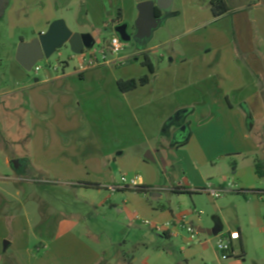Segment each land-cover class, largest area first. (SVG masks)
I'll list each match as a JSON object with an SVG mask.
<instances>
[{
	"label": "crops",
	"instance_id": "crops-1",
	"mask_svg": "<svg viewBox=\"0 0 264 264\" xmlns=\"http://www.w3.org/2000/svg\"><path fill=\"white\" fill-rule=\"evenodd\" d=\"M144 1L147 0H7L0 25H4L8 40L17 39L13 42V55L17 68L25 71L17 61L20 45L38 40L54 22L62 20L71 29L70 17L79 16L78 29L71 31L82 35L99 33V37L103 32L106 47L112 37L118 36L115 28L119 25L128 24L129 33H135L137 5ZM177 1L180 10L172 8L173 16L169 18L183 16L178 27L186 32L178 49L173 50L175 58L166 62L162 57L156 67L150 53L158 52L159 47H139L136 52L114 57L108 63L100 62L96 67H89L82 56L74 71L69 70L68 63L60 67L62 74L55 67L45 73L43 79H36L30 88V101L37 114L33 117L34 127H38L40 135L60 145L62 153L80 147L90 151L89 160L99 161L100 154L112 159L108 162V171H70L71 175L78 176L71 177L69 186L73 191H80L90 207L110 208L130 221L147 214V206L137 199L144 193L133 190L135 193L125 197L121 191L111 193L108 187L117 185L118 177L124 172L143 171L149 177L141 178L140 187L151 189L157 169L148 162L155 163L158 159L166 164L163 151L168 149L167 143L173 141L181 126L175 124L167 128L166 124L176 113L187 110L181 121L190 125L189 140L172 143L178 153H188L181 155L185 177L183 185L171 192L179 197H193L210 179L215 180L214 187L218 191H225L233 184L231 193L243 196L253 217L260 218L264 213L261 186L264 178L257 172L256 161L260 155L264 159V100L260 93L261 88L264 89V0H227L232 14L219 19L209 8L211 0H174L173 7ZM119 14L121 22L113 24ZM254 33L260 35L258 43ZM1 46L0 42V49ZM144 55L149 56L154 74L143 65ZM137 56L139 58L130 62ZM35 67L40 68L38 72L42 71L38 63ZM144 76H150L147 85L130 92L120 90V81ZM129 124L137 130L136 134L130 132L127 136ZM255 130L257 132L253 133ZM219 159L224 162L223 169L214 165ZM203 171L223 174L212 178L213 174L206 176ZM83 172L87 173L85 179L79 176ZM86 181L98 187L80 186V182ZM104 190L109 192L106 197ZM151 194L157 201L162 199L159 193L152 191ZM150 208L148 214L154 224H174L165 233L152 232L161 239L180 240L182 260H168L166 253L175 254L174 248L156 246L150 236L138 231L133 235L131 254L119 264H198L197 259L202 264L211 263L207 255L211 252L216 255L214 248L208 249L216 245L213 240L201 239L199 245H191L178 227L182 219L190 222L186 212L176 214L173 210ZM138 222L140 224L131 225L135 230L145 226ZM75 225L77 223H61L46 248L58 258L57 264H114L105 255L115 245L109 240L102 250L88 238L74 233ZM240 235L234 250L239 244L243 254L245 242L241 232ZM9 246L6 242L5 248Z\"/></svg>",
	"mask_w": 264,
	"mask_h": 264
},
{
	"label": "rangeland",
	"instance_id": "rangeland-1",
	"mask_svg": "<svg viewBox=\"0 0 264 264\" xmlns=\"http://www.w3.org/2000/svg\"><path fill=\"white\" fill-rule=\"evenodd\" d=\"M173 8L175 11L180 10L179 1ZM79 18V16L70 17V30L78 29ZM182 18L183 16L169 18L168 22L155 31L153 38L145 46L148 49L159 47L158 52L150 53L156 67H159L162 57L166 62L176 57L173 50L178 49L185 39L186 31L178 27L179 23H182ZM172 25L177 27L173 28ZM98 34L94 35L96 42L91 49L85 50V55L89 51L99 53L104 47V33L100 32V37ZM0 36L2 44L0 49V264H57L58 258L54 253L50 254L46 248L51 244L58 226L69 222L77 223L74 233L82 238L83 236L88 238L100 249L110 240L115 246L105 256L113 260L114 264L121 263L131 254L133 235L139 233L138 231L142 235L150 236L156 246L174 248L175 254L166 253L168 260L173 262L177 259L182 260L180 240L158 238L156 232L153 233L152 229L146 226L138 228L139 230L132 228L131 225L139 223L138 221L154 222L148 214L150 207L158 210L163 208L167 211L173 210L176 214L186 212L189 223L196 228H219V237L232 231H240L245 242L243 254L240 245L236 244L232 259L223 261L216 247L208 245V249L214 248L216 251V255L213 252L207 255L210 264H264V213L262 217L254 218L243 196L228 193L214 200L207 193L200 192L202 189L193 197L187 195L179 197L171 192L173 188L183 185L185 172L182 171L181 155L188 154L178 153L176 148H172L173 141L167 143L168 149L163 151L165 165L158 159L155 163L148 162L157 169L154 174L155 181L149 190L161 194L162 199L157 201L151 194L152 191H148L146 195H139L137 199L147 206V214L135 216L133 220L127 221L125 215L115 213L110 208L103 210L90 207L86 199L79 194L80 191L70 189L69 180L78 176L71 175L70 171H108V162L112 159H106L100 154L99 161L89 160L90 151L80 147L73 152L62 153L60 145L48 136L40 135L38 127H34L33 117L37 114L29 97L30 88L35 84L36 79H43L45 73L52 72L55 67L59 68V73L62 74L60 67L66 63L70 65L69 70L74 71L79 67V56L85 55H75L67 44L49 59L45 58L38 62L41 72H36L35 69L24 71L17 68L13 55L14 43L17 39L13 41L14 43L8 40L4 25H0ZM254 36L255 42L258 43L260 35ZM138 49L135 42L127 43L120 56L129 55ZM128 128L127 136L130 132L137 133L131 124ZM256 132L257 130L253 133ZM63 145L66 147L65 143ZM15 160L21 161L18 169L11 164ZM260 160L264 163L263 155H260ZM228 161H231V158ZM223 163L219 159L214 165H218L217 169H223ZM86 174L83 172L79 176L85 179ZM203 174L206 176L213 174L212 178H218L223 173L203 171ZM138 176L147 177L148 173L124 172L118 177L116 184H120L122 177L130 180ZM210 180L213 185L217 184L214 179ZM261 186L264 188V184ZM125 191H121L125 193V197L134 192ZM88 193L93 194V192ZM108 193L104 190L105 197ZM183 234L188 238L187 233ZM201 239L213 240V244H216L218 237L200 233L193 245H199ZM6 242L10 243L8 249L5 248ZM196 262L202 264L200 259Z\"/></svg>",
	"mask_w": 264,
	"mask_h": 264
},
{
	"label": "water",
	"instance_id": "water-1",
	"mask_svg": "<svg viewBox=\"0 0 264 264\" xmlns=\"http://www.w3.org/2000/svg\"><path fill=\"white\" fill-rule=\"evenodd\" d=\"M174 0H147L137 5L138 18L135 22V33H129L128 24L119 25L115 28L121 41L125 44L135 42L138 47L144 48L153 38L155 31H157L163 23L171 16H173ZM7 8V0H0V18L4 16ZM157 10L165 13L163 16H158ZM96 40L92 34L73 33L62 20L54 22L49 31L39 37L38 40L31 44L23 43L20 45L17 52V61L27 71H32L35 65L44 58L49 59L58 50L65 45L71 47V51L75 55L84 54L85 50L93 47ZM188 113L187 110L176 113L166 124L167 128L175 124H181L178 131L174 134L173 144H182L189 140L190 125L182 123V118ZM251 120V118H249ZM250 129L253 124H249ZM148 160L154 161L153 158L147 157ZM15 168L21 166L20 160L11 162ZM219 229L203 230L199 229L200 233H207L210 236H217Z\"/></svg>",
	"mask_w": 264,
	"mask_h": 264
},
{
	"label": "built area",
	"instance_id": "built-area-1",
	"mask_svg": "<svg viewBox=\"0 0 264 264\" xmlns=\"http://www.w3.org/2000/svg\"><path fill=\"white\" fill-rule=\"evenodd\" d=\"M109 51L111 52V54L114 57H118L120 56L121 53H123L122 51L125 48V44L121 41V39L118 36H114L111 38L109 45H108ZM85 52V51H84ZM99 54V57H98ZM107 52H106V47L100 49L99 53H95L92 51H89L88 54L82 56L88 63L89 67H96L100 62L101 63H108L110 60L107 58ZM82 55V54H81ZM55 69H58L57 67ZM35 70L38 72L40 71L39 67H35ZM140 180L141 177H135L133 179L128 180L125 177L121 178L120 184L117 185H112L109 186L108 189L112 192V193H116L119 191H123V190H134L135 192L137 191L138 188H140ZM234 189V185L231 184L229 185L228 189L225 191H218L215 189L214 185L209 182L207 184V186L200 190V192H205L207 193L212 199L216 200L221 198V196L223 194H228L231 193ZM178 227L183 230L185 233H187L188 235V241L191 245L195 244V242L197 241V238L199 237L200 232L198 231V229L196 227L193 226V224L187 222L186 220L182 219L180 220V222L178 223ZM143 225H145L146 227H149L150 229L156 231V232H161V233H165L167 231H170V228L174 225L172 224H168L166 226H160V225H156L151 221H144ZM218 237L217 242H216V249L218 250L219 254H220V258L223 261H228L230 259H232V257L234 256L235 250H234V243L236 241H240L241 239V235L240 232L238 231H232L224 236H216Z\"/></svg>",
	"mask_w": 264,
	"mask_h": 264
},
{
	"label": "trees",
	"instance_id": "trees-1",
	"mask_svg": "<svg viewBox=\"0 0 264 264\" xmlns=\"http://www.w3.org/2000/svg\"><path fill=\"white\" fill-rule=\"evenodd\" d=\"M209 8L212 11V14H213V16L216 19H219V18H222V17H224L226 15L232 14L227 0H211L210 3H209ZM157 13H158V16H161V13H160L159 10H157ZM120 22H121V16L119 14L118 18L113 21V24L114 23H120ZM108 45L106 46V52L108 53L107 54V58L109 60L110 59L112 60L113 59V55L109 51ZM137 58H139V57L138 56L135 57V59H133L130 62L135 61ZM143 65L146 66L149 69L151 74H154L155 70H154V67H153V65L151 63V60H150L149 56L144 55ZM149 82H150V76H144V77H142L140 79H131V80H127V81H120L118 83V85H119V88H120V90L122 92H130V91H133V90L139 88L140 86L147 85ZM260 93H261L262 99L264 100V89L263 88H261ZM256 164H257L256 168H257V172H258L259 176L261 178H264V163L260 159H257ZM80 186H83V187H86V188H96V187H98V185L94 186V184H90V183H80ZM148 191H149L148 188L140 187V188L137 189L136 192L146 194ZM236 193L242 194V192H240V191H236ZM189 194L192 195V193H189Z\"/></svg>",
	"mask_w": 264,
	"mask_h": 264
}]
</instances>
